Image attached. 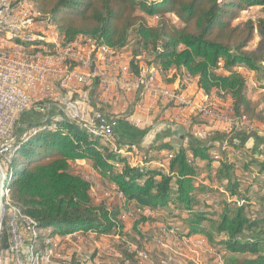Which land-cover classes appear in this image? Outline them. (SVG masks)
Instances as JSON below:
<instances>
[{"label": "trees", "instance_id": "obj_1", "mask_svg": "<svg viewBox=\"0 0 264 264\" xmlns=\"http://www.w3.org/2000/svg\"><path fill=\"white\" fill-rule=\"evenodd\" d=\"M32 1L42 17L48 16L54 22L66 42L88 37L115 50L127 46L133 35L135 74L140 72V66L134 65L136 59L149 56V65L161 69L160 72L176 69L184 77L188 73L195 78L207 93L227 94L238 117L253 106L248 96V79L238 68H247L257 73L258 81L264 80V0ZM255 6L263 8L262 17L245 26L233 25L241 11ZM142 14L157 17V24H148ZM255 33L259 43L251 51L248 47ZM60 117L34 128L36 132L31 133L32 127L24 132L25 136L16 141L7 166L10 200L20 208L19 222L30 220L35 226L28 242V264H37L43 254L44 246L38 252L35 250L36 241L43 245L45 240L40 229L54 228L67 235L80 230L109 234L121 228L116 222L120 210L111 213L106 205H96L90 195L91 184L72 171L77 160H86L93 171L114 184L126 205L133 204L139 211L168 210L174 217L166 226L170 233L182 239L203 235L211 248L226 252V264H264V194L255 200L244 196L240 184L232 178L234 166L224 160H219L216 174L226 181L225 192L218 193L215 189L219 188L198 185L195 180L198 170H202L201 164L209 169L216 167L211 150L222 147L227 140V146L248 152L244 143L249 135L237 134L235 130L215 131L209 133L214 137L207 143L190 133L186 143L175 147L169 138L180 134L184 138L185 131L173 122H160L150 130L126 127L119 122L112 133L107 126ZM34 118L39 119L35 125L44 122V116L40 120V114L32 111L23 114L20 121L30 120L33 124ZM146 134L145 164H131L121 150L134 142L140 144ZM116 142L119 147H112ZM141 148L145 149L143 144ZM160 150L173 151L166 168L150 165L154 158L150 152ZM253 162L264 173V161ZM210 194L216 200L220 198L216 208H197L208 201ZM253 201L257 210L251 214ZM146 221L149 218L143 216L142 222ZM139 224L133 230L139 231ZM180 229L187 233L181 235ZM128 232L121 235L129 237ZM2 242L3 248H7V235ZM137 255L126 249L121 264Z\"/></svg>", "mask_w": 264, "mask_h": 264}, {"label": "rangeland", "instance_id": "obj_2", "mask_svg": "<svg viewBox=\"0 0 264 264\" xmlns=\"http://www.w3.org/2000/svg\"><path fill=\"white\" fill-rule=\"evenodd\" d=\"M262 11L263 8L259 6L243 10L238 14L239 16L234 21L233 25L236 26L239 24L245 26L250 20L255 22L258 18L263 16ZM142 16L146 18L148 24H157V17L150 18L146 14H142ZM48 20L51 19L48 18ZM52 22H46V34L51 35V37H45L44 39L46 47H54L52 43L54 44L60 39L58 29L56 28L54 22ZM83 43L88 44L89 47L91 45H96V54H108V60H117L120 58V61L122 60L124 63L128 62L132 58V52L136 49L135 37L133 35L129 37L127 46L124 48H116V51L104 45H98L96 44V40L88 37H79L72 42L69 41V43L60 40L59 49H69L71 47L78 46V52L83 56H87V45H81ZM258 43L259 35L255 33L248 50L252 51L256 49ZM148 58L149 56L146 55H143L142 58H140V64L143 68L142 73L147 74L153 68L149 65ZM77 68L82 69L81 66H78ZM157 69L161 70L159 68ZM158 70H156V82L159 85L158 87L167 88L172 91L174 90L177 94L184 93L188 101L191 102L190 106L177 103H174V105L168 104L164 106L163 103L167 102L164 101L163 97H160L159 93L155 92H149L143 99L139 100L135 92L128 94L122 93L118 97H111L110 94L107 95L97 91L95 98L87 104L86 110L90 105V108L87 111V114L89 115L87 116L85 112V116L91 117L93 115V109L100 111L98 112L100 114L101 112L109 114V116L110 114H119L120 117H124V120L127 119L133 128H138L149 123L152 118H155V113H158L156 110H158L159 112L164 113L163 116L166 117V121L163 120V122H173L184 128V136L186 139H188L187 135L191 133L207 143L210 142V139L213 140L214 137L212 134L209 136L210 132L220 131L222 133H230L235 130L237 131V134H242V132L246 133L249 135V139L244 144H246L248 152L243 151L242 149L239 150L235 147L227 146L226 140L222 147L218 146L210 152L212 158L214 159L213 165L216 167L209 169L208 165L206 166L201 164L202 170H198L199 172H197V175L195 176L196 184H209L213 188H219L215 189L216 192H225L226 181L219 179L218 174H216L217 168L220 164L219 160H224V162L234 166L232 169V178L240 184V190L244 196L255 200L264 194V173H260L259 167L257 166L258 164L253 162L255 159L258 161H264V80L258 81L257 73H252L247 68H238V70L248 79V96L251 98L253 103L251 110L245 114L241 113L242 115L240 116V119H242L245 124H248V126H245L248 130H240L228 128V125L219 117H215V119H213L212 116L194 111L196 104H198V106H202L201 101L196 100L201 96V99L206 102H208V100L218 101L219 108L221 107L223 114L228 118H232V114L229 109L231 99L227 94L224 92L216 93L213 91L203 95V93H201V89L198 87V83L190 76L192 78L191 79L188 73H186L185 77L189 78H184L180 77L181 75L176 69H172L175 70V73L169 70L171 73L168 72V74H166L168 70H162L163 72ZM80 71L84 72V70ZM173 75L179 77L175 82L169 84L168 81L173 78H171ZM94 91L96 93V89H94ZM56 103L57 96L46 95L45 98H40L39 101H35V109H42V104L55 105ZM184 103H187L186 99L184 100ZM163 108H165V110ZM53 110L54 108H52V111ZM44 117H47V115ZM54 118L55 120L61 119L60 116H54L44 119V122L41 125H35V122L39 121L38 118H34V122L32 121L33 124H31L30 120L27 122H21L19 120V132L24 133L31 127V133L36 132L34 128L44 126L45 122L50 121V119L53 121ZM72 118L79 120V110H72ZM42 119L43 117L40 118V120ZM119 122H121V118L116 120L115 128L118 127ZM84 123L86 125H90L89 123ZM107 127L111 130L110 126ZM39 129L41 128H38L37 130ZM111 132L114 133L112 130ZM18 139L19 137L12 143L13 149L16 147V141ZM112 143H115V140H112ZM112 147L118 148L119 145L116 142V144L114 146L112 145ZM130 148H132V151H128ZM136 150L137 149L133 146H126L121 151L123 155L127 156L128 161L131 164L144 165L145 163L142 162V156L135 162L137 155H135L134 152ZM142 152L145 154L144 150H142ZM169 152L170 150L165 151L163 153L164 156L160 155V158L156 155V159L152 161V163H156L153 165H159L162 168H166L173 151L167 155ZM255 152H258V154H255ZM7 170L8 168L5 167V173ZM72 171L82 175L91 184L90 195L96 205H106V208L111 213L120 210V214L116 218V222L119 226H121V228L109 234H96L90 230L88 231L90 232L89 235L82 234L78 237H66V234H62L54 228L40 229L39 233L45 236V240L43 245L40 243L38 244L37 241L35 243V250L37 252L42 246H44V250L42 252L43 254H40L39 256L41 257L36 260L37 264H46L47 260L48 264H121V259H124L123 254L126 249H129L132 253L137 252L139 255L135 256L132 261H127L124 264L227 263L226 252L211 248L203 235L198 234L193 235L190 238L182 239L179 236L170 233L167 229L168 227L166 226L170 225V222L171 220H174V217L169 214L168 210L159 212H153L150 210L139 211L133 204L126 205L123 195L118 198V189L114 186V184L110 183L103 177H100L92 170L86 160H77L72 166ZM225 195L227 198L232 199L228 193ZM212 196L215 195L210 194L207 199L208 201L200 203L197 208H203L208 211H210V208H216V202H219L220 198L216 200L215 197ZM120 198L123 199L121 200ZM5 207L6 210L9 211L6 205ZM249 210L251 214H253V212L257 210L256 203L255 207H250ZM175 213L178 212L176 211ZM143 216L148 217L149 221L142 222ZM137 223H140L138 226L139 231L133 230L134 225ZM180 230L181 235L187 233L184 229ZM126 231H129V237H123L121 235ZM37 233L38 231H36V234ZM5 235L8 237L9 247L10 238L6 228V217L4 214L0 230L1 264H7L8 259L6 256L8 247L3 248L4 243L2 242ZM28 236L29 242L31 239L30 232H28Z\"/></svg>", "mask_w": 264, "mask_h": 264}, {"label": "built area", "instance_id": "obj_3", "mask_svg": "<svg viewBox=\"0 0 264 264\" xmlns=\"http://www.w3.org/2000/svg\"><path fill=\"white\" fill-rule=\"evenodd\" d=\"M47 20L48 16L34 18L32 14H29L28 6L23 3V0H0V25L12 26L14 30L27 32V35L51 37L46 34ZM0 43L4 42L0 40ZM81 45H87V56L78 52V46L59 49V42H55L54 47L35 46L41 47V55L37 58H21L20 55L0 53V166L3 171L12 143L18 137L25 136L24 133L19 132L18 125L22 115L27 112H39L47 115L44 119H48L54 116L72 118V110H79L77 122L110 126L115 133L116 120L121 118L119 114L109 116L93 109L91 117L85 116V112L87 116L89 115L87 111L90 105L86 110L87 104L95 98L97 91L110 94L111 97L135 92L139 100L143 99L147 93L155 92L167 102L164 104L191 105L184 93L177 94L174 90L158 87L156 82L158 69L154 65H150L153 67L150 72L142 73L143 68L140 64L142 57H138L134 62V65L140 66L139 74H135L133 57L125 63L120 61V58L108 60V54H96V45L90 47L85 43ZM78 66L82 69H78ZM198 87L200 88L199 85ZM200 89L203 95L208 94L202 88ZM40 95H55L57 103L42 104V109H35V101H39ZM185 99L187 103H184ZM196 100H200L202 106L196 104L195 112L212 116L213 119L219 117L230 129L248 130L245 127L248 124L234 113L232 101L229 104L232 118H228L223 114L221 107L219 108L218 101L206 102L201 99V96ZM52 108L55 111L49 114ZM119 196H122V193L118 190ZM4 214L10 238L6 251L8 264H26V257L30 256L28 253L29 224L15 220L6 207H4Z\"/></svg>", "mask_w": 264, "mask_h": 264}, {"label": "bare ground", "instance_id": "obj_4", "mask_svg": "<svg viewBox=\"0 0 264 264\" xmlns=\"http://www.w3.org/2000/svg\"><path fill=\"white\" fill-rule=\"evenodd\" d=\"M23 3L27 4L28 13L32 14L34 18H42V16L37 11V8L35 7V4L32 0H23ZM47 22H52V21L48 20ZM59 38H60L59 41H56L59 42V45H60V40L66 42L65 39L60 34H59ZM44 39L45 36H40L35 34L27 35V32L14 30L12 26L0 25V40L4 42V43H0L1 54L11 53V55H20L21 58H37L41 55V47H46V42ZM19 45H22L24 47H33V48H22ZM37 45H41V47H35ZM52 45L55 46V43L54 44L52 43ZM103 49L106 50L105 48ZM45 97L46 95H40L39 99L40 98L43 99ZM12 149L13 147L11 148L9 155L7 157V161H6L7 164L5 167H7L11 162L13 153L15 152V148L13 150ZM5 174L7 175V177H9L7 173ZM6 192L7 194L5 199V205L9 209V212H11V214L14 216L15 220L19 221L18 215L20 213V208L17 206V204H15L13 201L10 200L9 187ZM25 223L29 224L28 232H30V234L33 233L35 231L34 223L30 220ZM26 264H28L27 261Z\"/></svg>", "mask_w": 264, "mask_h": 264}, {"label": "crops", "instance_id": "obj_5", "mask_svg": "<svg viewBox=\"0 0 264 264\" xmlns=\"http://www.w3.org/2000/svg\"><path fill=\"white\" fill-rule=\"evenodd\" d=\"M171 72H173V73H175V70H170ZM171 72H169V73H171ZM166 74H168V73H166ZM173 77V78H172ZM178 77L179 76H175V75H173V76H171V80H169L168 81V83L169 84H172L173 82H175L177 79H178ZM193 80H195L196 82H197V80L195 79V78H193ZM198 83V82H197ZM158 102H160V101H158ZM158 102H157V105H158ZM164 104V103H163ZM165 105H167V104H164V106ZM170 107V106H169ZM164 110H165V108H163ZM55 111V109L53 110V111H50L49 112V114H51V113H53ZM158 113H155V118H152L150 121H149V123H147V124H145V125H143V126H140V127H138L137 129H139V130H146L145 128H147V127H149V130L150 129H154L158 124H160V122H163V120H165V116H163V114L164 113H161V112H159L158 110H156ZM37 113H39V112H37ZM40 115H41V117L40 118H42L43 116H45L44 114H41V113H39ZM157 115V116H156ZM39 120V119H38ZM166 121V120H165ZM171 121V120H170ZM121 122H124L125 124H127L126 125V127H129V126H131V124H130V122L127 120V119H125L124 120V117L123 116H121ZM132 127V126H131ZM147 135L148 134H146L145 136H144V138H142L141 140H140V144H136L135 142L134 143H132L131 145H129V146H133V147H135L137 150L134 152V154L135 155H137L136 157V160H135V162L137 161V160H139V158L142 156V158H143V160H144V158H145V155L143 154V152H142V150H144L145 152H146V148H148V144L146 143L147 141ZM193 136H194V138L195 139H201V138H198V137H196L194 134H192ZM121 137V139L122 140H124L125 141V138L123 137V136H120ZM144 141V142H143ZM169 142H171L175 147H178L179 145H182V144H184V143H186V138L184 137L183 138V135L182 134H180V135H178V137L177 136H173V137H171V138H169ZM142 144L144 145V148L145 149H143V148H141L142 147ZM147 144V145H146ZM139 145H140V147H139ZM246 149H247V147H246ZM165 151H168V150H162V151H152V152H150V155L152 156V157H154L153 158V160H155L156 159V155H158L159 156V158H160V155L161 156H164V152ZM171 152V151H170ZM170 152L169 153H167V155L168 154H170ZM155 154V155H154ZM166 155V156H167ZM171 156H172V154H171ZM143 160H142V162H143ZM81 162V161H80ZM152 161L150 162V165L151 166H159V165H153L154 163H156V162H154V163H152ZM82 234H85V235H89L90 234V232H88V231H78V232H76V233H73V234H68V235H65L66 237H78V236H81ZM7 264H8V260H7Z\"/></svg>", "mask_w": 264, "mask_h": 264}, {"label": "water", "instance_id": "obj_6", "mask_svg": "<svg viewBox=\"0 0 264 264\" xmlns=\"http://www.w3.org/2000/svg\"><path fill=\"white\" fill-rule=\"evenodd\" d=\"M8 184H7V176L0 166V230L1 224L4 215V207H5V199L7 194ZM1 264V263H0Z\"/></svg>", "mask_w": 264, "mask_h": 264}, {"label": "clouds", "instance_id": "obj_7", "mask_svg": "<svg viewBox=\"0 0 264 264\" xmlns=\"http://www.w3.org/2000/svg\"><path fill=\"white\" fill-rule=\"evenodd\" d=\"M7 176V175H6ZM8 179H9V177H7V182H8ZM80 231H82V230H80ZM78 232V231H77ZM74 233H76V232H74ZM71 234H73V233H71ZM68 235V234H67Z\"/></svg>", "mask_w": 264, "mask_h": 264}]
</instances>
